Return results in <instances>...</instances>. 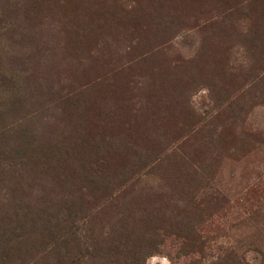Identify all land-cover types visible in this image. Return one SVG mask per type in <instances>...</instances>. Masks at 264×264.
Here are the masks:
<instances>
[{
  "label": "rangeland",
  "instance_id": "1",
  "mask_svg": "<svg viewBox=\"0 0 264 264\" xmlns=\"http://www.w3.org/2000/svg\"><path fill=\"white\" fill-rule=\"evenodd\" d=\"M0 264H264V0H0Z\"/></svg>",
  "mask_w": 264,
  "mask_h": 264
}]
</instances>
